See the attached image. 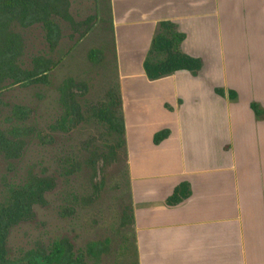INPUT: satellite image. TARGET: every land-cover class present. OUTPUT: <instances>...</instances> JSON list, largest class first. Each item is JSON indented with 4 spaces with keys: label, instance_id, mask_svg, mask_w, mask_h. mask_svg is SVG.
Wrapping results in <instances>:
<instances>
[{
    "label": "crops",
    "instance_id": "1",
    "mask_svg": "<svg viewBox=\"0 0 264 264\" xmlns=\"http://www.w3.org/2000/svg\"><path fill=\"white\" fill-rule=\"evenodd\" d=\"M109 5L137 264H264V0ZM164 20L196 73L146 75ZM182 182L189 194L168 204Z\"/></svg>",
    "mask_w": 264,
    "mask_h": 264
},
{
    "label": "rangeland",
    "instance_id": "2",
    "mask_svg": "<svg viewBox=\"0 0 264 264\" xmlns=\"http://www.w3.org/2000/svg\"><path fill=\"white\" fill-rule=\"evenodd\" d=\"M68 11L75 24L52 15L58 33L53 44L41 22L14 28L21 39L16 65L32 69L33 59L41 57L52 67L47 82L17 84L3 91L0 129L18 125L50 137L44 140L32 130L25 133L20 158L7 160L0 154V199L6 187L22 182L28 171L51 175L56 185L46 194L47 205L35 206L33 220L11 229L9 256L16 258L36 246L67 239L90 264H137L124 144L117 145V133L97 116L110 96L120 97L109 0H69ZM91 16L78 29V22ZM66 78L87 88L78 95L82 118L70 129H61L57 127L63 114L60 86ZM13 105L26 109L23 121L12 114ZM120 111L123 117L122 105ZM92 242L100 244L97 254L87 251Z\"/></svg>",
    "mask_w": 264,
    "mask_h": 264
},
{
    "label": "trees",
    "instance_id": "3",
    "mask_svg": "<svg viewBox=\"0 0 264 264\" xmlns=\"http://www.w3.org/2000/svg\"><path fill=\"white\" fill-rule=\"evenodd\" d=\"M3 13L5 10L16 13L19 21L32 19L35 22L41 21L48 32V39L51 44L57 37V24L52 15H59L71 24H75L68 11L69 0H1ZM7 8V9H6ZM13 15V16H14ZM92 20V16L86 21L78 22V29L83 28ZM87 29H83V32ZM184 33L178 31L174 22L164 20L159 22V27L153 36L150 47L143 60V67L150 79L160 78L177 70H188L196 73L201 66V60L197 57L184 53L180 45L184 40ZM21 41L19 40V43ZM20 49V45H19ZM94 52V51H93ZM95 53V52H94ZM93 53V54H94ZM13 56L0 57L1 73L3 77L11 73L18 75L17 81H24L22 84L44 83L48 81L49 71L52 64L49 60L41 57L33 59L32 69H22L14 63ZM85 84H78L71 78H66L60 86V101L63 107V114L57 124L61 129H70V124L78 123L81 116V104L78 102V95L83 96L86 91ZM218 93L220 90L216 89ZM233 96V95H232ZM121 99L118 95L110 96L108 102L98 109L97 116L107 122L109 128L118 135V146H123L124 121L120 111ZM255 113L259 112L255 103L251 104ZM13 114L23 121L27 115L26 109L15 105ZM36 132V135L46 140L50 135L43 131L14 126L10 130L0 129V154L7 160L18 159L25 149V133ZM168 129H163L154 134V142L158 143L166 137ZM56 180L51 175L37 174L28 171L22 182L10 184L6 187L5 193L0 199V264H90L86 255L82 252H75L72 244L67 240L53 241L50 246H36L23 255L11 258L9 256L8 238L11 229L21 222L31 221L35 218V206L47 205L46 194L54 189ZM189 194L187 183L177 185L173 193L168 197V204H175ZM132 217H130L131 220ZM100 244L92 242L87 246L89 253L97 254L96 247ZM98 250V247H97ZM97 256V255H96Z\"/></svg>",
    "mask_w": 264,
    "mask_h": 264
},
{
    "label": "flooded vegetation",
    "instance_id": "4",
    "mask_svg": "<svg viewBox=\"0 0 264 264\" xmlns=\"http://www.w3.org/2000/svg\"><path fill=\"white\" fill-rule=\"evenodd\" d=\"M2 4L3 2L0 0V57L13 56L15 57L14 58V63H15V60L19 54V45H20L19 40L21 39L19 34L17 33V31H15L14 28L17 24H21L22 26L27 27L35 23V21L32 19L19 21L17 16L14 15V13H16V10H14V12H9L8 10H5V13H3V8H1ZM36 22H41V21H36ZM42 26L44 27L43 23ZM46 34L48 36L47 30H46ZM55 38L56 37H54L53 39ZM17 77L18 75L16 74V72H14V74L11 73L10 76L7 75L3 77L1 73V62H0V96L3 93V91L8 89L9 87H12L17 84H22L24 82V81H20V82L17 81ZM14 106L15 105H13V107ZM13 107H12V114H13Z\"/></svg>",
    "mask_w": 264,
    "mask_h": 264
}]
</instances>
